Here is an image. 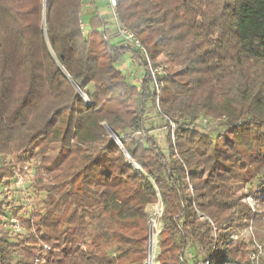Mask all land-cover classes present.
Instances as JSON below:
<instances>
[{"label":"trees","instance_id":"obj_1","mask_svg":"<svg viewBox=\"0 0 264 264\" xmlns=\"http://www.w3.org/2000/svg\"><path fill=\"white\" fill-rule=\"evenodd\" d=\"M83 1L0 0V157H14L0 167V192L29 161L50 181L22 220L28 237L0 238V264H143L145 208L158 201V264H180L187 246L208 257L220 247L213 264L242 262L245 245L227 241L264 215L235 190L264 178V0H116L119 24L167 66L158 108L175 131L166 154L133 136L146 132V106L156 108L145 62L109 44L107 31L84 38ZM125 54L143 69L139 88L117 69ZM200 117L220 122L214 138L195 129ZM258 191L264 208V184Z\"/></svg>","mask_w":264,"mask_h":264},{"label":"rangeland","instance_id":"obj_2","mask_svg":"<svg viewBox=\"0 0 264 264\" xmlns=\"http://www.w3.org/2000/svg\"><path fill=\"white\" fill-rule=\"evenodd\" d=\"M109 18H111L110 14H109ZM108 33H107V40L109 41V44L116 45L118 43V40L115 39L116 40L115 41L113 39L114 31L113 34L111 35L112 37ZM87 36L88 33L87 35H84V38H87ZM117 69L120 70L126 76L128 82L134 85H137V81L140 80L143 76V69L139 68L137 63L132 60L131 54L124 55L121 62L117 65ZM79 95L82 99L83 98L82 96L85 94L79 93ZM203 118L207 120L206 126L204 128L199 129L200 131L198 132L207 135L208 137L214 138L216 131L220 129L218 125L220 124V122L210 117H203ZM143 121H144L143 122L144 129L146 132L144 134L136 133L133 136L136 138H142V137L152 138L158 150L161 153L166 154L167 150H166L165 139L167 134L168 133L170 134V129H171L170 123L161 117L159 108L157 107L154 108L151 107L150 105L146 106ZM220 131H224V130H220ZM128 134L131 135L132 133L128 132ZM13 161H14V157L12 158L0 157V167L4 163H9ZM36 165H37V161H29L22 166V170H20L19 168L16 169L15 173L18 172L22 176H25V184L23 186L15 187L13 186V184H10L7 187H11V186L12 187L8 188L7 192L3 191V188H2V193L0 192V198L4 197L6 200L5 205H7L3 217L0 218V222L2 224V227L0 228V238L4 239L8 243H16L17 241H22L28 237L29 232L22 224V220L28 218L32 210L40 208L42 206L43 200L45 199V193L43 191L42 184L43 185L49 184L50 181L45 178H42L41 175L35 174ZM136 168L138 169V167ZM37 178H40L42 180L41 184H37L35 182V179ZM261 184H264V178H260L244 188H242L241 186L235 187V190L237 192L240 193L243 192L244 194H246L242 202L247 204L253 212L258 211L259 213H262L264 211L263 207H257L262 197L261 192L258 191L259 186ZM25 185H27V187ZM248 188L253 192L250 195H247ZM162 210L163 207L160 201H158L157 204L148 205L145 208V212L148 217L147 226L149 229V235H151V233H154V237H153L154 264H158L157 256H158V247L160 240V230L162 228V223L160 220ZM13 220H15V222H13ZM261 222H263L262 223L263 226L259 228L256 227L254 223L249 222L247 227H244L243 229L240 230H236L233 234H231L227 241V244H232L236 240L241 241L246 247V251H247L246 259L242 260V262L240 263H234L229 258H225L223 261H221V264H250L248 260V253L257 246L261 250L259 264H264V215L261 217ZM16 226L18 227L17 229ZM38 248L39 247H34V248L28 247V249L34 253V256L38 255L39 253ZM46 250H49V248ZM181 253L182 250L179 253L180 264H203V262L208 258L207 251H204L201 248L187 246L184 248V254L182 256L185 263H182L180 261ZM220 253H221V248L218 247L214 252L215 260L218 259ZM19 260H21V257L16 256L13 261V264H17ZM147 261H148V254L146 253V259L143 264H148Z\"/></svg>","mask_w":264,"mask_h":264},{"label":"built area","instance_id":"obj_3","mask_svg":"<svg viewBox=\"0 0 264 264\" xmlns=\"http://www.w3.org/2000/svg\"><path fill=\"white\" fill-rule=\"evenodd\" d=\"M107 4H108L110 15H111V18H110L111 19V29L114 31L113 38L118 40L117 45L124 46V47H130L131 49L136 50L140 53L143 61L146 64L148 73L151 77L152 88L156 95V107L158 108V98H159L160 89H161V84H160L159 79L164 78L167 75V66L163 63L157 66H154L151 63L148 53L145 50V48L141 45L139 39H137L132 32L124 29L119 24L116 13H115L116 0H107ZM81 29L83 30V34L87 35L88 33L87 29L83 26V24H81ZM106 29L107 27H104L101 30L105 31ZM140 81L141 79L137 81L138 88H139ZM82 97H83L82 98L83 101L86 104L89 103L88 98L85 95H83ZM165 120H167L171 125L170 137H171V140L173 141L175 125L172 124L168 119H165ZM206 123H207V120L205 118L203 117L198 118L197 125H194L195 129L197 131H200L199 129L204 128L206 126ZM12 184L15 187L23 186L25 184V176H22L21 174L16 172L14 179L12 181ZM11 187L4 186L3 191L7 192L8 188H11ZM190 190H191V187H190ZM197 216L200 220L205 219L212 225V223L207 218L203 217L201 214L197 213ZM13 222H15V220H13ZM17 228L18 227L16 226V229ZM214 232H215V227H213V231H212V237L215 240L216 237H215ZM153 237H154V233H151V235H149V229H148V239H147V254H148L147 262L148 264H154V257H153L154 238ZM43 249H46V247L43 246ZM183 254H184V249H182V253L180 255V261L182 263H185L182 257ZM213 255H214V252L211 251L209 257L203 262V264H212ZM260 256H261V250L258 246L252 249L248 253V260L250 264H259Z\"/></svg>","mask_w":264,"mask_h":264},{"label":"crops","instance_id":"obj_4","mask_svg":"<svg viewBox=\"0 0 264 264\" xmlns=\"http://www.w3.org/2000/svg\"><path fill=\"white\" fill-rule=\"evenodd\" d=\"M82 10L81 21L87 32L93 28L107 27L105 31H108L110 36L113 34L107 0H84ZM113 39L115 40V38Z\"/></svg>","mask_w":264,"mask_h":264},{"label":"water","instance_id":"obj_5","mask_svg":"<svg viewBox=\"0 0 264 264\" xmlns=\"http://www.w3.org/2000/svg\"><path fill=\"white\" fill-rule=\"evenodd\" d=\"M111 136H112L113 139L117 140L116 137L113 134H111ZM124 156H125V158L129 159L127 154H124Z\"/></svg>","mask_w":264,"mask_h":264}]
</instances>
